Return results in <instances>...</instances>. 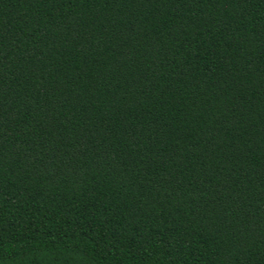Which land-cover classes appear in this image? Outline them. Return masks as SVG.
<instances>
[{
    "label": "trees",
    "instance_id": "trees-1",
    "mask_svg": "<svg viewBox=\"0 0 264 264\" xmlns=\"http://www.w3.org/2000/svg\"><path fill=\"white\" fill-rule=\"evenodd\" d=\"M0 264H264V0H0Z\"/></svg>",
    "mask_w": 264,
    "mask_h": 264
}]
</instances>
